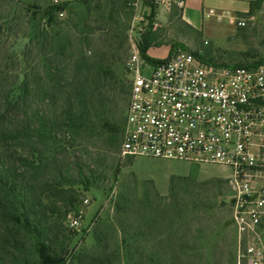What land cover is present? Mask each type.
<instances>
[{"label": "rangeland", "instance_id": "obj_1", "mask_svg": "<svg viewBox=\"0 0 264 264\" xmlns=\"http://www.w3.org/2000/svg\"><path fill=\"white\" fill-rule=\"evenodd\" d=\"M19 1L22 5L18 7L10 1L0 0L5 3L3 14L15 20L13 26L14 29L18 26L17 32L30 34V25L26 22L31 20L33 7L40 8L39 23L52 0ZM111 6L109 0H82L68 6L57 17L62 24V34L81 39L85 51L99 53L106 46L107 34H117L122 28L125 29L118 12L121 26L109 23ZM123 12L129 20L128 12ZM236 18L244 19L247 25L240 28L233 21L224 20L204 34L177 23V29L156 31L157 44L153 47L163 43L175 45L218 65L264 61V0L257 2L253 16ZM14 41V36H11L9 43L17 53L28 43V39H21L18 43ZM171 49L169 46L152 49L150 56L165 60ZM131 51L127 36L122 60L112 61L115 80L110 83L115 87L116 83H119L117 86L127 85V91L131 83L127 72ZM23 79L20 74L13 97L20 94ZM62 98L58 97L56 106L47 104V112L52 119L54 114L60 113ZM127 106L126 103L120 104L116 127L89 133L73 150L88 177H92L81 181L79 166H65L69 171H65L63 183L58 187L62 193L56 197L44 195L45 208H40V211L47 213L51 231L72 237L70 250L76 248L77 252L82 251L87 256L101 253V243L98 241L101 238L103 244L108 246V254L121 256V262L116 259L114 264H136L140 257L142 264H153L150 261L152 257L155 258L154 264H239L236 230L231 222L230 171L220 165H204L195 172V168L182 161L122 157L119 140ZM116 135L118 140L115 143ZM59 160H63V157ZM75 160L72 159V162ZM117 169L120 170L118 177ZM122 197L134 200L136 207L125 213L124 206H118ZM85 200H89L88 205H85ZM78 210H84V221L80 229L71 230L68 228V216ZM151 217L156 219V224H153L155 231L143 228ZM138 224L142 226L145 236L136 242L132 235ZM125 237L132 238L127 245L123 242ZM33 241L37 249L38 240L34 235ZM130 253L134 258L132 262Z\"/></svg>", "mask_w": 264, "mask_h": 264}, {"label": "trees", "instance_id": "obj_2", "mask_svg": "<svg viewBox=\"0 0 264 264\" xmlns=\"http://www.w3.org/2000/svg\"><path fill=\"white\" fill-rule=\"evenodd\" d=\"M6 1L18 7L22 5L19 0ZM80 1L63 3L52 0L39 23L40 8L32 6L31 20L26 22L30 25V34L17 32L18 26L14 29L15 20L3 14L5 3L0 2V264H114L116 259L121 262L119 254H108V246L101 238H98L101 243L98 255L87 256L82 251L77 252L76 248L70 250L72 237L51 231L47 213L40 211L45 208L44 195L56 197L62 193L58 187L63 183L65 171H69L65 166H79L81 181L92 177H88L73 150L89 133L116 127L120 104L128 105L131 93V83L128 91L127 85L117 86L119 83H116L115 87L110 83L115 80L112 61L122 60L129 28L120 1L111 3L109 23L121 26L118 12L126 30L122 28L117 34H107L106 46L97 54L85 51L81 39H72L61 32L58 15ZM257 2L244 16L256 13ZM151 16L154 17L153 12ZM11 36H14L15 43L28 39L20 53L15 52L9 43ZM157 38L156 32L149 30L141 40L142 56L150 63L161 61L148 54L149 49L157 44ZM181 48L172 45L168 58ZM195 54L210 66H229L211 63ZM263 63L256 61L234 67H253ZM20 74L24 77L20 94L13 97ZM61 96L60 113L54 114L52 119L47 104L56 106ZM125 120L126 117L124 124ZM117 140L116 135L115 143ZM119 147L121 153V138ZM60 157L63 160H59ZM72 159L76 160L72 162ZM191 166L195 172L199 169L197 165ZM119 172L117 169L116 177ZM134 202L122 197L118 206H124L123 210L128 213L130 208L136 207ZM155 218L147 219L143 228L155 231ZM143 228L139 224L134 228L132 237L137 239L136 242L145 236ZM33 235L38 240L37 249ZM130 239L125 237L123 242L127 245ZM130 255L132 262L134 258ZM150 261L154 264L155 258ZM142 262L141 257L135 261L136 264Z\"/></svg>", "mask_w": 264, "mask_h": 264}, {"label": "built area", "instance_id": "obj_3", "mask_svg": "<svg viewBox=\"0 0 264 264\" xmlns=\"http://www.w3.org/2000/svg\"><path fill=\"white\" fill-rule=\"evenodd\" d=\"M185 2L129 1L134 8L128 28L131 93L121 156L227 168L238 263L264 264V63L210 66L182 49L158 63L146 61L142 37L159 23L141 6L181 9ZM232 21L247 25L241 18ZM84 218V210L70 214L68 228L80 229Z\"/></svg>", "mask_w": 264, "mask_h": 264}, {"label": "crops", "instance_id": "obj_4", "mask_svg": "<svg viewBox=\"0 0 264 264\" xmlns=\"http://www.w3.org/2000/svg\"><path fill=\"white\" fill-rule=\"evenodd\" d=\"M55 2H74L76 0H54ZM120 6L123 7L125 12L130 15V21L134 16V8L129 5L130 0H119ZM258 0H186L183 8L173 7H154L145 3L141 6L142 11L145 13L154 14V20L159 23L160 29H177V23H180L194 32L204 34L211 31L216 23H221L224 20L232 21L238 16L249 14L253 10V4ZM110 4L113 0H109ZM214 13L211 14L210 12ZM154 31V32H156ZM160 40H162L160 38ZM172 47L164 43L158 47H151L152 49ZM152 58V56H150Z\"/></svg>", "mask_w": 264, "mask_h": 264}]
</instances>
